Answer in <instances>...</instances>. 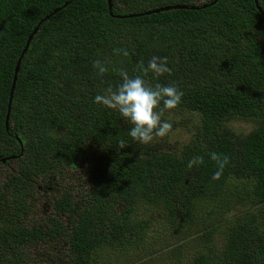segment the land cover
<instances>
[{
  "label": "trees",
  "instance_id": "16d2710c",
  "mask_svg": "<svg viewBox=\"0 0 264 264\" xmlns=\"http://www.w3.org/2000/svg\"><path fill=\"white\" fill-rule=\"evenodd\" d=\"M256 1L0 0V264H100L104 247L136 249V264H154L137 242L162 217L197 235L189 264H264V0ZM183 4L195 8L145 14ZM39 23L6 129L14 68ZM153 55L167 57L169 74L142 71ZM119 69L183 92L163 113L173 125L166 137L133 143L118 112L93 103L119 83ZM234 121L251 129L236 133ZM213 153L227 158L218 179ZM237 205L244 210L228 218Z\"/></svg>",
  "mask_w": 264,
  "mask_h": 264
},
{
  "label": "clouds",
  "instance_id": "9594fccd",
  "mask_svg": "<svg viewBox=\"0 0 264 264\" xmlns=\"http://www.w3.org/2000/svg\"><path fill=\"white\" fill-rule=\"evenodd\" d=\"M123 54L126 56L128 53L124 51ZM93 68L100 76L108 71L99 59L93 62ZM142 71L160 78L169 74L171 68L167 57L153 55ZM118 75L119 83L114 88L109 86L102 93L96 94L93 103L118 112L120 118L130 125L127 134L133 143L149 145L157 138L166 137L173 125L162 118L163 113L177 108L182 101L183 92L174 83L149 85L141 75L130 76L124 69H119ZM211 158L218 165L212 178L218 179L227 158L221 159L215 153ZM199 162V158L189 160L188 167L191 168Z\"/></svg>",
  "mask_w": 264,
  "mask_h": 264
},
{
  "label": "rangeland",
  "instance_id": "374dc122",
  "mask_svg": "<svg viewBox=\"0 0 264 264\" xmlns=\"http://www.w3.org/2000/svg\"><path fill=\"white\" fill-rule=\"evenodd\" d=\"M230 127L236 133H245L251 129V126L247 123H243L240 121L231 122ZM5 159L2 160L4 162ZM75 175L82 179L83 172L81 170H76ZM76 185V184H74ZM76 185L74 188H77ZM72 188L71 193L73 194L75 191ZM70 190V189H69ZM82 191H87L86 186L83 185ZM47 206V205H45ZM240 210H244V208H240L238 205L234 208L233 212L228 215V218L234 217L236 212ZM49 214L52 212V208H48ZM143 211L139 212V217L142 219ZM42 217H48L46 215H41ZM51 219H53V214H50ZM39 215L35 216V219H38ZM154 219V220H153ZM56 221L59 220L64 223V228H66L65 220L66 218L58 216ZM152 223L146 226L144 231H142V238L137 242V245H145L149 252L155 255L153 260L154 264H189L191 257L199 250L200 241L197 239V235H192L189 231H185V233L180 234V230L182 228L178 227L176 222H167L164 217L160 219L152 218L150 219ZM223 227L226 225H222L220 227L223 230ZM180 234V237L178 238ZM178 238V239H177ZM222 242L221 237L216 235V244ZM102 252H106L107 255L95 256L96 260L100 264H136V249L129 250L127 252L119 251L117 249L111 247H104L100 249Z\"/></svg>",
  "mask_w": 264,
  "mask_h": 264
},
{
  "label": "water",
  "instance_id": "95a60500",
  "mask_svg": "<svg viewBox=\"0 0 264 264\" xmlns=\"http://www.w3.org/2000/svg\"><path fill=\"white\" fill-rule=\"evenodd\" d=\"M108 1V7L111 8V4H110V0H107ZM217 0H213V2L211 4H215ZM255 4L256 6L258 7V4H257V1L255 0ZM65 6V5H64ZM204 7V6H202ZM195 7L194 6H187L185 4L183 5H174V6H168V7H163V8H160V9H157V10H153V11H150V12H147L145 14H150V13H158V12H162V11H170V10H181V9H194ZM59 10V8L55 9L52 11V14L56 13L57 11ZM47 18V17H46ZM41 23H39L35 28H34V31L33 33L28 37L27 41H26V44H25V47L20 55V58L19 60L17 61V64H16V67H15V70H14V78H13V83H12V87H11V92H10V97H9V100H8V105H7V111H6V115H5V121H4V124H5V128L7 129L8 127V116H9V112H10V102H11V95L13 93V87H14V84L16 82V79H17V72H18V69L20 67V61H21V58L24 54V52L26 51V49L29 47V44H30V41L33 37V35L37 32V30L39 29V26H40ZM15 138L17 139V137L15 136ZM19 144H21V142L18 141Z\"/></svg>",
  "mask_w": 264,
  "mask_h": 264
},
{
  "label": "flooded vegetation",
  "instance_id": "af4514ba",
  "mask_svg": "<svg viewBox=\"0 0 264 264\" xmlns=\"http://www.w3.org/2000/svg\"><path fill=\"white\" fill-rule=\"evenodd\" d=\"M21 224L25 225V223H23V222Z\"/></svg>",
  "mask_w": 264,
  "mask_h": 264
}]
</instances>
